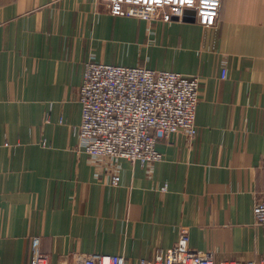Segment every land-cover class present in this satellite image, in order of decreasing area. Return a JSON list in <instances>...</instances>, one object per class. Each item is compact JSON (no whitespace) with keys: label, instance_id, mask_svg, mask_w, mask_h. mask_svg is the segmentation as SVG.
Instances as JSON below:
<instances>
[{"label":"crops","instance_id":"0c3cea01","mask_svg":"<svg viewBox=\"0 0 264 264\" xmlns=\"http://www.w3.org/2000/svg\"><path fill=\"white\" fill-rule=\"evenodd\" d=\"M99 2L0 0V264H31L35 243L50 264L150 259L182 229L217 262L263 260L264 0H223L213 29L117 18ZM91 55L198 76L197 135L160 141L151 167L85 154Z\"/></svg>","mask_w":264,"mask_h":264},{"label":"built area","instance_id":"2783aa9c","mask_svg":"<svg viewBox=\"0 0 264 264\" xmlns=\"http://www.w3.org/2000/svg\"><path fill=\"white\" fill-rule=\"evenodd\" d=\"M117 18L147 22L186 23L204 29L217 27L223 0H99ZM227 75L226 69L222 78ZM198 76L103 64L91 55L85 63L80 103L82 119L77 135L82 150L94 159H125L147 167L163 159L157 149L160 141H170L183 133L193 139L200 103ZM45 145V144H44ZM121 177L113 175L112 185ZM256 225L264 226L263 188L254 206ZM66 264H264L263 260L217 262L212 255L189 246V231L182 229L178 241L168 250L156 251L150 259L128 260L125 256L72 255ZM31 264H50L37 243Z\"/></svg>","mask_w":264,"mask_h":264},{"label":"rangeland","instance_id":"374dc122","mask_svg":"<svg viewBox=\"0 0 264 264\" xmlns=\"http://www.w3.org/2000/svg\"><path fill=\"white\" fill-rule=\"evenodd\" d=\"M100 4H102L103 5V3L102 2H99ZM108 7V6H107ZM100 62V61H99ZM103 64H105V63H103ZM129 67H142V66H129ZM165 71V70H164ZM79 96H80V90H79ZM198 111V110H197ZM196 119H197V116H196ZM164 156V155H163ZM164 158V157H163ZM163 160V159H162ZM161 160V161H162Z\"/></svg>","mask_w":264,"mask_h":264}]
</instances>
